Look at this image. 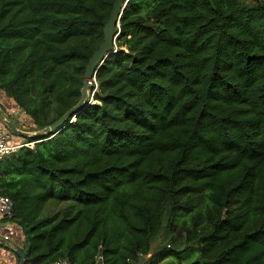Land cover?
Wrapping results in <instances>:
<instances>
[{"label":"trees","instance_id":"16d2710c","mask_svg":"<svg viewBox=\"0 0 264 264\" xmlns=\"http://www.w3.org/2000/svg\"><path fill=\"white\" fill-rule=\"evenodd\" d=\"M114 2L0 0V92L36 128L79 103ZM90 96L2 162L25 264H140L161 235L148 264H264V0H129Z\"/></svg>","mask_w":264,"mask_h":264},{"label":"water","instance_id":"95a60500","mask_svg":"<svg viewBox=\"0 0 264 264\" xmlns=\"http://www.w3.org/2000/svg\"><path fill=\"white\" fill-rule=\"evenodd\" d=\"M129 0H115L113 4L112 11L110 13L109 20L104 27V42L100 48L94 52L93 56L90 58L86 71L84 74V81L82 87V96L79 103L69 110L62 118L53 123L52 125L46 127L43 130V133L37 132L35 134L23 131L17 127V125L12 120H6L5 124L10 129L13 134H18L23 137L32 136L38 137L44 134H50L56 132L61 128L66 122L67 119L87 102H91L90 98V89L93 82H96V74L101 65L105 62L107 58L113 55L117 51V40L120 36V25L121 19L124 14V10L128 6ZM0 243H3V240L0 238ZM16 254L19 256V264H25L26 253L22 249H17Z\"/></svg>","mask_w":264,"mask_h":264},{"label":"rangeland","instance_id":"374dc122","mask_svg":"<svg viewBox=\"0 0 264 264\" xmlns=\"http://www.w3.org/2000/svg\"><path fill=\"white\" fill-rule=\"evenodd\" d=\"M246 1L247 2H251V1L253 2V0H246ZM6 98H8L10 100V97L4 91H1L0 92V121L7 114L8 119L12 120L17 125V127L19 129L26 131V132H29V133H32V134H35L37 132L43 133L44 129H38V128L34 127L35 125H34L33 121L29 120V118L27 117V115L23 111L18 110V109H15L16 112L8 111L7 109H8L9 104H8V106L6 104H4V103H6L5 102ZM90 98H92V96H90ZM5 105H6L7 109L4 108ZM25 138L26 137L22 138L21 135L13 134V141L14 142H23L24 141L26 143H29L28 139L27 138L25 139ZM21 229L24 233V230L22 227H21ZM165 245H167V242L165 241V236L164 235L159 236L153 243V248H152L151 254L144 257L143 261L140 264H148V262H150V260H151L150 258L152 256H154L160 250V248L165 247ZM197 257H198L197 250H194L193 248H191L188 250L185 257L181 260L180 264H189L192 261H194ZM159 264H179V260H177L175 258H168V259H165L164 261L160 262Z\"/></svg>","mask_w":264,"mask_h":264},{"label":"crops","instance_id":"0c3cea01","mask_svg":"<svg viewBox=\"0 0 264 264\" xmlns=\"http://www.w3.org/2000/svg\"><path fill=\"white\" fill-rule=\"evenodd\" d=\"M5 102L4 104L7 106L9 104L8 109L6 105L4 106L8 111L16 112L15 109L21 110L12 98L10 100L6 98ZM29 120L31 119L29 118ZM22 138L24 137L22 136ZM0 238L3 240V243H0V264H19L20 259L16 254V250L22 249L24 251L25 241V234L21 227L9 220H3L0 222Z\"/></svg>","mask_w":264,"mask_h":264},{"label":"built area","instance_id":"2783aa9c","mask_svg":"<svg viewBox=\"0 0 264 264\" xmlns=\"http://www.w3.org/2000/svg\"><path fill=\"white\" fill-rule=\"evenodd\" d=\"M8 120V115L0 121V168L3 160L9 155L15 153L22 147H34L36 142H14L13 133L5 124V121ZM13 201L8 196L0 195V222L10 217L13 212ZM51 264H67L65 260L58 259L53 261Z\"/></svg>","mask_w":264,"mask_h":264}]
</instances>
